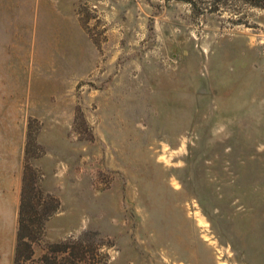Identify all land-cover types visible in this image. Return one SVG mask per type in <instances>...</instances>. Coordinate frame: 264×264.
Segmentation results:
<instances>
[{"label":"rangeland","instance_id":"374dc122","mask_svg":"<svg viewBox=\"0 0 264 264\" xmlns=\"http://www.w3.org/2000/svg\"><path fill=\"white\" fill-rule=\"evenodd\" d=\"M208 2L0 0V264L27 162L37 257L264 264V10Z\"/></svg>","mask_w":264,"mask_h":264},{"label":"trees","instance_id":"16d2710c","mask_svg":"<svg viewBox=\"0 0 264 264\" xmlns=\"http://www.w3.org/2000/svg\"><path fill=\"white\" fill-rule=\"evenodd\" d=\"M212 9L223 8L226 0H208ZM264 10V0H233ZM240 21V17L237 18ZM29 148L27 145L25 158L28 161ZM37 186L32 175L30 163L24 167L20 202L17 214L16 238L13 250V264H87L88 256L84 249L82 238L65 242H51L45 251L35 256L34 245L38 244L44 223L55 209H49L47 202H40L37 196ZM38 197V198H37ZM93 256V253L91 254Z\"/></svg>","mask_w":264,"mask_h":264}]
</instances>
